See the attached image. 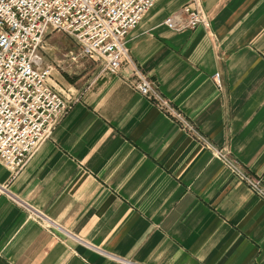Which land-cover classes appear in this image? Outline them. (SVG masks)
<instances>
[{"label":"crops","instance_id":"1","mask_svg":"<svg viewBox=\"0 0 264 264\" xmlns=\"http://www.w3.org/2000/svg\"><path fill=\"white\" fill-rule=\"evenodd\" d=\"M190 1L156 0L116 72L82 56L67 85L50 62L77 100L23 168L0 160V264H264V199L133 84L136 65L264 183V0L170 28Z\"/></svg>","mask_w":264,"mask_h":264},{"label":"built area","instance_id":"2","mask_svg":"<svg viewBox=\"0 0 264 264\" xmlns=\"http://www.w3.org/2000/svg\"><path fill=\"white\" fill-rule=\"evenodd\" d=\"M156 0H0V160L14 172L23 168L50 138L61 118L77 100L52 82L53 67L44 58L46 36L62 30L75 40L65 57H88L116 72L132 61L127 36ZM208 21L198 0L185 3L164 22L172 29H193ZM134 86L158 108L197 134L264 199V183L240 167L227 149L201 134L151 77L135 65ZM219 83L220 72L214 75ZM220 84V83H219ZM39 217L48 219L38 212Z\"/></svg>","mask_w":264,"mask_h":264},{"label":"rangeland","instance_id":"3","mask_svg":"<svg viewBox=\"0 0 264 264\" xmlns=\"http://www.w3.org/2000/svg\"><path fill=\"white\" fill-rule=\"evenodd\" d=\"M44 45H45L44 51H43L44 58L46 62L48 61L49 64H51L50 62H53L55 56L63 58L64 57L62 54L63 52L65 55L67 50L75 47V40L67 32H64L62 30H52L49 34H47L46 42ZM82 59L84 58H81L79 62L78 61L75 62L70 59L68 60L66 59L65 61H63L62 65H63V68L65 69L64 70L60 69V73H56L57 76H60L62 79L66 77L65 82L67 85H70L69 81H70L71 75L75 76V79L78 80V70L82 66V61H84ZM75 85L78 88L77 84Z\"/></svg>","mask_w":264,"mask_h":264}]
</instances>
